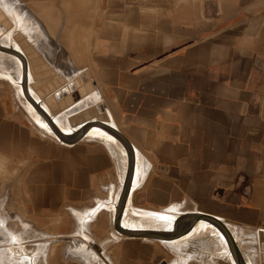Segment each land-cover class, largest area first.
<instances>
[{
  "label": "crops",
  "instance_id": "obj_1",
  "mask_svg": "<svg viewBox=\"0 0 264 264\" xmlns=\"http://www.w3.org/2000/svg\"><path fill=\"white\" fill-rule=\"evenodd\" d=\"M95 1L103 25L87 62L94 91L68 113L92 107V119L73 128L100 122L116 140L91 129L62 141L40 126L27 100L35 118L26 111L25 123L0 102V171L26 179L34 210L73 205L79 222L96 227L111 212L122 235L103 204L112 195L121 207L132 156L133 207L173 211L179 231L202 217L227 227L235 242L254 238L264 225V94L257 81L264 0ZM65 94L55 96L63 101ZM42 102L58 128L70 126L67 109L54 116ZM9 125L22 139L4 137Z\"/></svg>",
  "mask_w": 264,
  "mask_h": 264
},
{
  "label": "rangeland",
  "instance_id": "obj_2",
  "mask_svg": "<svg viewBox=\"0 0 264 264\" xmlns=\"http://www.w3.org/2000/svg\"><path fill=\"white\" fill-rule=\"evenodd\" d=\"M100 4L95 0H0V102L6 108L7 116H14L21 123L26 122V111L34 117L27 110L28 101L40 126L55 135L37 113L34 102L21 92L18 81L21 79L22 82L23 70L18 58L11 54L13 51H3L11 50L10 47L15 45L25 55L27 90L44 93L42 99L50 101L48 106L54 114L65 112L63 106H67L63 120L72 127L66 126V129L72 130L81 121L92 119V107L78 110L81 108L78 100L68 105L74 101L76 79H80V86L89 85L94 91L89 80L91 65L87 62L96 29L103 25V19L94 16L95 8ZM260 66L257 81L260 93L264 94V65ZM61 93H66L62 95L65 98L58 101L56 96ZM76 106L75 113H68ZM109 126L114 128L112 123ZM98 129L101 132L96 136L110 138L108 130ZM10 134L17 142L22 139L23 131L9 125L4 137ZM0 174V264H160L162 261L166 264H236L228 245L219 241L220 237L213 232L194 234L193 231L186 239L172 243L120 235L113 229L111 212L108 218L101 214L102 223L96 227L92 222L86 225L79 222L73 205L61 208L56 202L48 209L34 210L30 203L33 195L26 192L29 189L26 179H14L4 171ZM112 198L111 195V201L103 206L115 212L117 203ZM157 212L164 214L161 218L165 222L158 218L160 214H154ZM174 214L173 211L140 210L132 206L127 222L133 226L162 229L168 216ZM244 234L250 235V232ZM254 235V238L235 243L246 264L249 261L264 264V225Z\"/></svg>",
  "mask_w": 264,
  "mask_h": 264
},
{
  "label": "water",
  "instance_id": "obj_3",
  "mask_svg": "<svg viewBox=\"0 0 264 264\" xmlns=\"http://www.w3.org/2000/svg\"><path fill=\"white\" fill-rule=\"evenodd\" d=\"M253 28H256V24L254 25ZM2 50V49H1ZM3 51H8L11 53L10 50H3ZM12 54V53H11ZM16 58H21V56L17 53L15 54ZM24 63L25 62V55L22 56ZM24 70H26L24 72ZM22 71V79L25 78V83L23 84V89L21 90L22 93H24L25 96V92L28 93L29 91L27 90V83H28V71H27V67L25 65V69ZM80 79H76V82L74 81V87L76 88V93L73 94L72 99H74V101H70L68 106H71L74 102H76V100H80L81 98L87 97L88 94H91L93 89L89 86L86 85L85 87L80 86ZM22 84V83H21ZM79 88V89H78ZM75 90V89H74ZM38 95V97L42 100V97H44V93L42 92H37L35 91ZM59 97V95L57 96ZM31 97H27V99H30ZM32 100H35L33 98H31ZM31 102V100H30ZM35 103H33L34 107H36V110L42 114L41 116H43V118H45V120L53 126L55 134L58 136V139L64 141L65 140V133L62 132V130L60 128H58V126L56 125V122L53 118H51L50 114L42 107L40 101L39 103L34 101ZM48 102L50 103V101H46V105L48 106ZM50 107V106H48ZM67 106H63V110L66 109ZM96 110L99 113V118L100 119H104L105 116V108L103 106V104H96ZM60 112V111H59ZM59 112H55V114H52L54 116H56V114H58ZM54 113V112H53ZM55 122V123H54ZM73 124L75 125L76 123L73 122ZM102 123L100 122H86L82 124V127L77 131V139L80 140L82 138H84L87 133L92 129L93 126H101ZM101 127H103L104 129L108 130L110 133L116 135L114 130H110L107 126L102 125ZM76 140V139H74ZM66 142H70L68 140H66ZM132 147L126 145V149L128 150L129 154L132 155ZM131 161H130V171L128 173V176H126L127 181H125V185L123 188V196H122V203H121V207H118L115 210V216H114V224H115V228L116 230H118L120 233L125 234L127 236L130 237H143V238H150V239H154V240H159L162 242H168V241H174V240H178V239H183L188 237L195 229L196 226H198L203 220H207L212 222L216 227H218L219 231L223 234L227 245L229 247V249L232 252V255L236 261V264H246L244 257L239 249V247L236 245L235 241L233 240L232 236L230 235V232L228 231L227 227H225L224 225H221V223H219L218 221H216L215 219L212 218H202L200 217L197 225H193L191 223H189L188 225L184 226V228H182V231H179V225H178V221L176 219L171 231H165L163 229H151V230H143V231H131V230H125V229H121V219H122V215L124 213V206H126V204L130 201L129 197L131 195V184H132V167H133V161H132V156L130 157ZM160 264H166L165 261H162Z\"/></svg>",
  "mask_w": 264,
  "mask_h": 264
},
{
  "label": "bare ground",
  "instance_id": "obj_4",
  "mask_svg": "<svg viewBox=\"0 0 264 264\" xmlns=\"http://www.w3.org/2000/svg\"><path fill=\"white\" fill-rule=\"evenodd\" d=\"M2 46V45H1ZM15 46V45H14ZM12 46V47H10L11 48V50L10 51H13V55L15 56V54H19L20 56H21V58L19 57L18 58V63H19V65H20V67H21V71L22 70H24L25 69V63H24V61H23V50H21L20 49V47H18V46ZM9 48V47H8ZM23 53V54H22ZM22 73V72H21ZM24 79L25 78H23L22 79V82L19 80L18 82H19V84H20V86H21V90L23 89V84L25 83V81H24ZM22 83V84H21ZM30 87V86H29ZM20 90V89H19ZM29 91L31 92V94H32V96L34 97L35 95V98L38 100V101H40V103L42 104L43 102L41 101V99L38 97V95L35 93V92H33L30 88H29ZM33 92V93H32ZM35 94V95H34ZM25 95H29L28 93H26L25 92ZM30 96V95H29ZM39 103V102H38ZM94 105V104H93ZM44 106H45V104H44ZM44 109H46V108H44ZM51 118H53L52 116H51ZM54 119V118H53ZM99 121V120H98ZM101 121V120H100ZM104 121V120H103ZM46 124H49L47 121L45 122ZM57 123V122H56ZM45 124V125H46ZM58 124V123H57ZM56 124V125H57ZM80 124V123H79ZM107 125V124H106ZM108 125H109V123H108ZM48 126V125H47ZM49 126H50V128L52 129V131L54 130V128H53V126L52 125H50L49 124ZM102 126V125H101ZM101 126H93L92 127V133H97V134H99L101 131H100V129H98V127H100V128H103V127H101ZM112 126V125H111ZM70 128V127H69ZM61 130H62V132L63 133H65L66 135H71V134H74L75 132H77V129L76 128H73L72 130H68V129H66L65 127H63V126H61ZM54 132V131H53ZM55 133V132H54ZM105 133V132H104ZM108 134H109V136H110V138L111 139H114V140H116V137H115V135L114 134H112V133H110V132H108ZM56 135V134H55ZM100 135V134H99ZM104 137V136H103ZM120 142V141H119ZM127 154V153H126ZM127 158H128V156H127ZM126 158V159H127ZM128 161V160H127ZM127 161H126V163H127ZM128 164H129V162H128ZM125 168H127V170H128V165H127V167H125ZM126 170V171H127ZM126 175H127V173H126ZM124 180H125V178H124ZM126 181H127V178H126ZM117 199V198H116ZM120 202V201H119ZM117 206V205H116ZM117 208V207H116ZM116 208H115V210H116ZM130 208H132V205L130 204V203H128L127 204V207H126V215L121 219V229H125V230H131V231H143V230H151V229H159V228H148V227H146V226H139V225H136L135 223H134V225H136V226H133V225H131L129 222H127V214H128V211L130 210ZM114 211V210H113ZM150 213V212H149ZM115 214V213H114ZM125 214V213H124ZM151 214H153V213H151ZM156 216L157 215H159L160 213H154ZM166 215V214H165ZM161 216H164V214H160L159 216H158V218L160 219L161 218ZM166 217V216H165ZM169 218H168V220H167V222H166V225H165V228H162L163 230H165V231H171V229H172V227H173V225H174V223H175V221H176V215L174 214V215H172V216H168ZM149 218H151V217H149ZM153 219V218H152ZM161 219H163L164 220V218H161ZM167 219V218H166ZM156 220H158V219H156ZM200 220V219H199ZM132 221V220H131ZM130 221V222H131ZM166 220H164V222H165ZM197 221V220H196ZM161 222V221H160ZM133 223V222H132ZM163 223V222H162ZM229 227V226H228ZM196 231V232H195ZM204 231H210V232H213V233H215V235H217V236H219L220 237V240L219 241H223L224 242V244H226L227 245V242H226V240H225V238H224V236H223V234L219 231V229H218V227H216L212 222H210V221H205V220H203L198 226H196L195 227V229H194V234H196V233H203ZM210 234V233H209ZM233 238V237H232ZM234 240H236V239H234ZM176 241V240H175ZM172 242H174V241H168L167 243H172ZM178 242V241H177ZM227 247V246H226ZM228 248V247H227ZM229 249V248H228ZM229 255H231V252L229 253ZM233 256V255H232ZM229 257V256H228ZM233 258V257H232ZM230 259V258H229ZM247 259H249V258H247ZM231 260V259H230ZM249 261V260H248ZM247 264H251V262L249 261V263H247Z\"/></svg>",
  "mask_w": 264,
  "mask_h": 264
}]
</instances>
